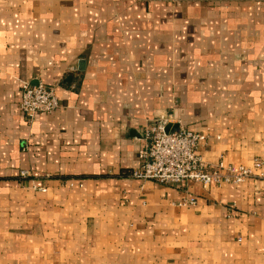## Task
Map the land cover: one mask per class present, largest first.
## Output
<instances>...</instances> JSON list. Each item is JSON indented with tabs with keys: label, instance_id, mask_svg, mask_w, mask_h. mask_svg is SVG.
Masks as SVG:
<instances>
[{
	"label": "crops",
	"instance_id": "obj_1",
	"mask_svg": "<svg viewBox=\"0 0 264 264\" xmlns=\"http://www.w3.org/2000/svg\"><path fill=\"white\" fill-rule=\"evenodd\" d=\"M26 81L58 110L28 120ZM158 116L208 164L264 162V0H0V264H264V165L136 178Z\"/></svg>",
	"mask_w": 264,
	"mask_h": 264
},
{
	"label": "built area",
	"instance_id": "obj_2",
	"mask_svg": "<svg viewBox=\"0 0 264 264\" xmlns=\"http://www.w3.org/2000/svg\"><path fill=\"white\" fill-rule=\"evenodd\" d=\"M20 108L28 120L38 114H53L60 107L57 88L43 82L32 84L28 81L21 86ZM170 116H158L144 128L145 145L139 150L141 168L132 175L139 179L154 180L161 184H179L193 181L207 188L226 183L238 184L256 176L254 170L264 165L257 158L252 167L226 164H208L200 154L201 145L207 142V135L188 129L168 131ZM26 171L21 176L26 177ZM46 191V187H39ZM196 198L182 201L181 205H194Z\"/></svg>",
	"mask_w": 264,
	"mask_h": 264
},
{
	"label": "water",
	"instance_id": "obj_3",
	"mask_svg": "<svg viewBox=\"0 0 264 264\" xmlns=\"http://www.w3.org/2000/svg\"><path fill=\"white\" fill-rule=\"evenodd\" d=\"M167 130L169 131V128H167Z\"/></svg>",
	"mask_w": 264,
	"mask_h": 264
}]
</instances>
